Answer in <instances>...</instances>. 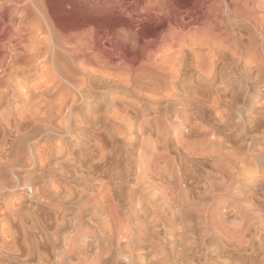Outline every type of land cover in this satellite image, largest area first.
<instances>
[{"label":"bare ground","instance_id":"6f19581e","mask_svg":"<svg viewBox=\"0 0 264 264\" xmlns=\"http://www.w3.org/2000/svg\"><path fill=\"white\" fill-rule=\"evenodd\" d=\"M58 11L74 14L79 23L76 32L66 33L59 29ZM132 56L133 61L127 63L126 60ZM230 75L241 77L246 83L244 94L235 91ZM40 76L45 79L42 83L46 86L41 82L38 84L47 88L42 85V89L40 86H28V79ZM92 79L102 83L109 81L122 86L123 90L108 97L106 104L102 100L104 97L94 104L93 95L86 90ZM71 81L75 85L72 86L83 92L85 101L93 111L94 121L100 119L104 114L101 113L102 108L107 107L103 111L108 113L111 110L115 119L130 123L126 129L129 136L132 137L136 131L157 134L159 138L148 143L154 150L149 167H144L145 170L141 172L142 166L139 164L138 175L154 176L155 194L160 202L168 201L164 209L169 216L168 221L175 224L177 221L182 235L187 232L186 221L195 217L202 227L209 230L208 233L212 230L214 239L218 241L215 257L225 256L223 247L227 245L233 252L230 257L227 256L229 254L226 256L234 264L257 263L244 260L240 253H249L250 248L254 251V232L264 234V170L257 171L256 180L242 181L241 172L246 168L242 165L245 153L233 151L232 158L227 159L226 151L224 155L216 152L219 145L212 146L215 151L214 155L210 153L212 159L209 158L215 170L212 193L198 203L190 201L182 191L184 181L182 177H177L176 170L175 173L169 170L173 160L167 159L170 154L163 148L169 134L173 131L175 135L176 128H182L185 129L184 135L177 146L189 158L202 153L199 145L210 139H205L208 134L198 132L196 125L198 119L204 117L205 102L212 101L215 107L218 106L219 115V106L232 93L225 105L228 114L224 112L223 117L231 122L238 120L235 115L241 105L247 110L245 114L243 112L244 123L248 121L247 113L250 110L264 106L261 102L264 95V0H0V123L10 122L13 112H10L12 104L9 101L12 98L22 101L21 117L26 115L32 119L31 122L54 114V100L45 97L50 92L54 99L60 94L58 101H62V108L59 107V110L65 109L69 103L63 82L69 84ZM148 138L144 139V143L151 136ZM256 138L257 141L264 140V134ZM246 145L250 146V143ZM253 150L252 156L258 166H264V146L254 147ZM1 153L0 149V165H6ZM180 168L185 173L191 169H184V162ZM0 172H3V168ZM213 207L216 213H220V218L212 216ZM140 216H145V213ZM113 218L118 225L124 222L117 213H113ZM210 220L214 223H210ZM118 225L121 231V225ZM142 228L145 231V226ZM142 234H136L138 243ZM258 243L255 249L264 261V240ZM146 244L145 248L118 249L129 253L128 264H140L135 256L136 251L156 260L160 254L158 249L154 248L153 243L146 248L149 245ZM12 251H16L26 262L34 258L38 249L12 248ZM103 252L104 248H95L93 255H84L82 249L75 248L74 242L69 239L63 248H58L47 257V264H70L72 258H76L77 264H107L108 258ZM175 255L170 260L165 255L167 261L161 264H170L171 261L174 264L187 263L183 252ZM43 259H39V264Z\"/></svg>","mask_w":264,"mask_h":264},{"label":"rangeland","instance_id":"374dc122","mask_svg":"<svg viewBox=\"0 0 264 264\" xmlns=\"http://www.w3.org/2000/svg\"><path fill=\"white\" fill-rule=\"evenodd\" d=\"M57 16L59 29L61 28L66 33L76 32L79 23L74 14L69 15L58 11ZM133 59L132 56L126 62L130 63ZM230 78L235 86V91L244 94L247 85L243 79L233 75H230ZM42 81H45L42 76L30 78L28 86H40L42 89V86L45 85ZM40 82L43 84H41L42 86L38 84ZM63 85L67 89L66 93L68 94H65L67 96L65 97L69 103L66 108L64 107L65 109L59 110L62 108L60 104L62 101L59 102L61 99L59 93L55 96L56 100L51 92L45 95L47 100H54L52 103L55 110L52 109L54 117V114L50 115L52 118L41 116V119L39 117V120H33L38 124L36 125L31 122L32 119L28 116L22 115L21 117L22 101L12 98L9 101L12 104L10 112H13H11L10 122L15 124L6 122L9 126L7 127L6 124L0 123V128L4 127V129L3 127L2 130L0 129L1 155L4 156L3 159L7 160L4 159L6 165H0V171L3 168V172H0V264H39L40 258H44L40 264H47V257L54 254L58 248H63L64 243L69 239L74 242L75 248L82 249L84 255L91 256L95 253V248H104L103 254L108 258L107 264H128L127 255L129 253L118 248H145L146 243L149 244L146 248H150V243H153L154 248H157L160 254L155 260L151 256L142 255L141 251H136L135 256L140 264H161L166 262L167 258L170 260L172 256H176L175 254L178 255L180 252L185 255L186 264H234L228 258L233 251H230L227 245H225L226 248H223L224 253L229 254L228 257L226 255L222 258L215 257L214 250L218 241L214 239L212 230L210 229V233H208L209 230L202 227L195 217L186 221L187 232L182 235L178 230L177 221L176 224L168 221L169 216L164 211L168 201H161V203L155 194L154 183L156 180L154 176L138 175L139 164L142 166L141 172L144 167H149V160L154 156V150L148 143L152 142V139L156 141L159 138L157 134L149 131L144 133L136 131L132 137L129 136L126 129L130 123H123L119 119H115L111 110L108 113L103 111L107 107H103L101 110V113L104 112L105 115L103 114L99 120L94 121L93 111L89 108L88 101H85L83 92H79L80 90L78 91V88L74 87L72 81L69 84L63 82ZM45 86L43 87L47 88ZM87 87L90 89L88 90ZM87 87L86 90L94 97L92 99L94 104L97 99L100 100L102 97L106 104L109 102L108 97L123 90L122 86L114 85L109 81L102 83L95 79H92ZM100 93L104 95L102 96ZM231 94L227 95L226 101L231 98ZM226 101L223 103L224 105L219 106V115L217 114L218 106L215 107L212 101L204 103V117L197 120L196 129L200 133H207L208 136L205 139L209 138L210 140L199 145V148L202 147V153L199 156L192 155L191 159L177 146L184 135L185 129L182 130V128H176L175 135L173 131L169 134L167 144L163 148V151L164 149L168 150L170 154L167 159L173 160L169 170L174 173L176 170L177 177H182L184 182L181 189L190 201L199 203L212 193V181L215 175V170L211 166L213 162L210 160L211 156L215 154L212 146L219 145V149L218 146L216 147V152L224 154L226 151L227 156L224 155L226 158L229 157L227 159L232 158L233 151L240 150V153H245L242 165L247 169L245 168L241 172L242 181H254L258 176L257 171L264 170V166L259 167L255 157L252 156L254 147L257 149V147L264 146V140L257 141L256 138V136L264 134H262L264 132V106L250 110L247 113L248 121L244 123L243 115L247 110L244 106L239 105L235 116L238 120L242 119L240 121L235 119L236 122L235 120L231 122L232 120L228 119L229 122L225 116L223 117L224 112L228 114L225 106ZM261 102L264 104V95ZM63 112L67 113L63 114ZM58 113L60 114L58 115ZM17 116H19L18 119H16ZM20 118H22L21 121ZM46 119L47 121H45ZM223 121L225 123H222ZM237 121L240 126L236 124ZM239 136L241 137L238 138ZM147 137L150 140L144 143V139ZM222 138L224 139L222 140ZM249 143L250 146H247L246 144ZM242 144L244 145L241 146ZM182 162L185 163L184 169L191 168L187 171L188 173L183 172L180 168ZM237 170L239 169L237 168ZM122 175L123 177H120ZM115 209L117 210L113 212ZM212 209V216L215 219L220 218V213H216L214 207ZM113 213H117L121 222L124 221L123 226L119 224L121 231L124 228L123 232L117 227L118 222L114 221ZM144 213L145 216H140ZM209 222L214 223L211 220ZM144 226L145 231L142 228ZM117 230L121 232V235ZM147 232L151 235H148ZM137 233L138 236L144 233L140 239L143 243L145 240L146 245L140 239V243H138ZM253 235L256 237L253 236L255 239L254 251L253 248H250L249 253L240 254L248 262L254 260L257 262L256 264H264L261 254L255 249L259 245L258 242L264 240V234L254 232ZM12 248H37L38 251L34 258L24 262V258L22 260L16 251H12ZM16 254V258L19 257L20 260L15 258ZM235 256L237 257V255ZM77 263L76 258H72L70 264ZM170 264L174 263L171 261Z\"/></svg>","mask_w":264,"mask_h":264}]
</instances>
